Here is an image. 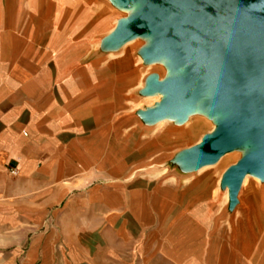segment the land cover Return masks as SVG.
<instances>
[{
    "label": "crops",
    "instance_id": "obj_1",
    "mask_svg": "<svg viewBox=\"0 0 264 264\" xmlns=\"http://www.w3.org/2000/svg\"><path fill=\"white\" fill-rule=\"evenodd\" d=\"M32 8L0 0V264H264V226L134 176L115 74L76 69L83 32L41 39Z\"/></svg>",
    "mask_w": 264,
    "mask_h": 264
},
{
    "label": "water",
    "instance_id": "obj_2",
    "mask_svg": "<svg viewBox=\"0 0 264 264\" xmlns=\"http://www.w3.org/2000/svg\"><path fill=\"white\" fill-rule=\"evenodd\" d=\"M148 34L155 38L144 57L164 56L170 69L183 74L149 78L146 92L165 96L146 118H183L211 87L207 106L222 115L216 129L187 152L188 160L211 163L249 141L251 149L225 175L234 199L244 174L264 175V0H143L105 44L116 47Z\"/></svg>",
    "mask_w": 264,
    "mask_h": 264
},
{
    "label": "rangeland",
    "instance_id": "obj_3",
    "mask_svg": "<svg viewBox=\"0 0 264 264\" xmlns=\"http://www.w3.org/2000/svg\"><path fill=\"white\" fill-rule=\"evenodd\" d=\"M44 1L53 5V14H55L58 7H65L68 14L60 21L56 17H50L37 4L28 13L27 19L31 22H37L46 31L53 34L70 36L78 30L83 32L84 50L87 52L90 47H96L95 51H91L82 60V64L87 69L85 71H92L96 74H115L118 109L116 113L120 112L125 115L121 124L122 127L125 128V125H128L125 130H120L119 133L124 134V137L129 140L130 145L133 147L134 151L130 153L127 161H130L134 168H137L134 176L136 178L143 177L150 184L173 183L178 184V187L182 189L185 186L190 188L191 190L187 192V196L188 193L195 194L198 199V214L209 215L206 212L207 207L208 212L215 216V220L221 216L238 215L243 218L242 220L246 226L260 225L263 227V221L257 216H264V181L257 180L256 184L251 183L252 185L245 188L241 187L240 191L238 189L235 198L232 199L225 180L227 171L235 166L247 152L237 156L225 165H223V160L229 157V154L224 155L219 160L202 165H195L188 160L187 152L192 147L200 144L216 129L219 118L215 126L209 123L208 120L201 119L196 122L198 123L196 133L181 139H177V136L182 134L185 129L182 124L185 122L186 116L183 118L165 116L156 120L146 118L145 113L155 108L165 96L162 93L161 99L154 102L149 100L152 96L145 97L160 93L153 92L149 94L146 92L149 78L163 81L169 77L182 75L183 73L180 70L170 68L162 70L153 65H147L156 62V60L146 59L143 55L145 46L141 48L138 46L125 57L131 62L134 73H137L134 74L135 79H141L142 85L134 92L120 97L126 90L128 81L122 76V74H125V65H122L118 60L124 54L119 56L118 54L126 45H131L132 42H128L122 46L123 43L132 38L125 40L116 47L103 46L105 48H101L100 41L113 30L110 33L111 35L121 22L128 19L141 6L143 0H133L126 5L121 4L120 0ZM14 11L17 13V7L14 8ZM110 54L113 56L107 58ZM71 71L70 68L69 72L71 73ZM145 79L146 84L144 85ZM157 151L158 154H156ZM227 188L228 196L224 204V192ZM210 192L211 199L209 200ZM233 225L237 224L233 223Z\"/></svg>",
    "mask_w": 264,
    "mask_h": 264
},
{
    "label": "bare ground",
    "instance_id": "obj_4",
    "mask_svg": "<svg viewBox=\"0 0 264 264\" xmlns=\"http://www.w3.org/2000/svg\"><path fill=\"white\" fill-rule=\"evenodd\" d=\"M37 4H39L40 7H41V9L44 10V12L47 13L50 17H56L60 21L63 20L65 18V16L68 14L67 9L65 7H58L56 9L55 14H53L52 13L53 5L50 2H45L44 0H35V5H37ZM134 8H135V6H134ZM14 14L16 15L15 12H14ZM25 22L26 23H29V19L26 18V21ZM35 24L36 23H33V25H32L34 28H36V25ZM110 33L105 38H103L100 41L101 48L103 46L106 47L105 40L110 35ZM38 36L41 39H48V40H55V41L60 39V37L56 36L55 34L47 35V34H44V33H40V34H38ZM154 38H155V35L154 34H148V35H144V36H135L132 39H130V40H128V41H126L125 43L122 44V46H124L128 42H132L131 45L130 44L126 45L120 51V53L118 54V56L121 55V54H124V56L122 58H119L118 60L121 62L122 65H125V74H122V76H124L125 79L128 81V86L126 87V90L124 91V93H122L120 95V97L122 95H126L128 93L134 92L136 89L140 88L141 85H142V80L141 79H139V80H136L135 79L134 74H137V73H134V71L131 68V62L125 56L131 50H133L135 48H138V46H140L139 48H141L143 46H145V48L148 47L153 42ZM105 47H103V48H105ZM95 49H96L95 46L92 47V48L90 47L87 50V52H86L85 57L83 58V60L89 55V53L91 51H95ZM118 50H116V51H118ZM61 55H62V57H64L63 58L64 61L62 63V65H63L65 63V61H67V59L70 57L69 55H72V52H69V51L62 52L61 51ZM111 56H113V55L110 54V55H108L107 58H110ZM108 60H110V59H108ZM155 60H156V62L148 63L147 65H153L156 68H159V69H162V70L165 69V68H170V61L166 57L159 56ZM181 67H182V65H180V68ZM76 69H78V70H84V71L87 70L86 67L84 66V64H82V61L79 62L76 65ZM186 70H187V68H186ZM146 79H147V77H146ZM146 79L144 81V85L146 84ZM144 85H143V87H144ZM155 94L156 95H148V96H145V97H151L152 96V98L149 99V100L154 102V101L160 100L161 97L163 96L162 93H155ZM210 95H211V87L208 89L207 93L203 97H201L200 99H198L196 101V103L194 104V107L191 110V112H189L186 115V120L182 124V126L183 125L185 126V129H184V131H182V134H180V135L177 136V139H181L182 137H190L192 134L196 133V127H197V124H198L196 122L200 121L201 119L208 120V122L211 123L213 126L216 125L215 123L218 120V118L221 117V114L219 112L212 111L207 106V100L210 97ZM124 117H125V115L122 114V113H120V112L119 113H115L113 115V117H112V125H114L115 122L123 121L124 120ZM168 118H170V117H168ZM250 149H251L250 142L249 141H246L241 146L236 147V148L232 149L231 151H228V152L222 154L218 158V160L221 157H223L224 155L229 154V157H226L223 160V165H225L229 161L234 160L237 156L242 155L244 152H247ZM263 178H264V175H263V177H259L258 175H256L253 172H248V173L244 174V176L242 177L241 182H240L239 191H240V188L241 187L242 188H245V187H247L249 185H252L251 183L256 184L258 182L257 180H260L261 182H263L264 181ZM227 196H228V188L225 189V192H224V204L227 201Z\"/></svg>",
    "mask_w": 264,
    "mask_h": 264
},
{
    "label": "built area",
    "instance_id": "obj_5",
    "mask_svg": "<svg viewBox=\"0 0 264 264\" xmlns=\"http://www.w3.org/2000/svg\"><path fill=\"white\" fill-rule=\"evenodd\" d=\"M14 173V171H12Z\"/></svg>",
    "mask_w": 264,
    "mask_h": 264
}]
</instances>
